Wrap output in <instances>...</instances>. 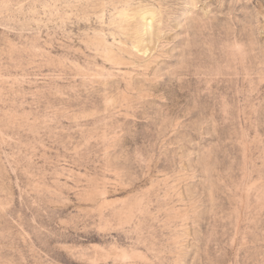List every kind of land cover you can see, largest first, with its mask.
<instances>
[{"label":"rangeland","instance_id":"obj_1","mask_svg":"<svg viewBox=\"0 0 264 264\" xmlns=\"http://www.w3.org/2000/svg\"><path fill=\"white\" fill-rule=\"evenodd\" d=\"M0 264H264V0H0Z\"/></svg>","mask_w":264,"mask_h":264}]
</instances>
